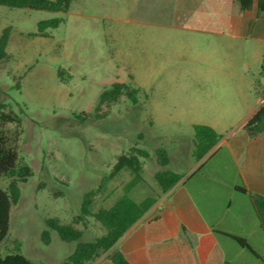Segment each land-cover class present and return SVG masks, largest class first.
I'll return each mask as SVG.
<instances>
[{
	"label": "rangeland",
	"instance_id": "rangeland-1",
	"mask_svg": "<svg viewBox=\"0 0 264 264\" xmlns=\"http://www.w3.org/2000/svg\"><path fill=\"white\" fill-rule=\"evenodd\" d=\"M201 0H72L66 11L0 4V35L10 27L7 51L0 60L2 111L17 121L0 120L11 145L19 152L18 167L31 175L20 182L21 197L12 206L9 232L0 254L23 244L34 264H54L77 246L55 230L45 244L46 219L72 222L81 214L85 192L99 188L91 211L110 207L134 173L125 167L102 183L116 157L137 145L149 151L143 158V179L130 191L140 202L162 192L154 173L162 168L156 149L170 155L169 167L185 173L195 163L194 125L213 123L225 132L243 114L229 96H203L206 89H231L236 81L201 78L199 33L183 27L185 10H197ZM203 2V0H202ZM61 18L57 27L38 32L42 19ZM64 70V80L58 70ZM124 81L137 90V101L122 95L110 107L95 112L102 90ZM9 175L0 176L6 189ZM201 186L200 200H227L207 168L188 180ZM60 191L62 194H60ZM80 240L102 235L105 228L91 215L75 223ZM264 258V245L255 243ZM258 263V262H257Z\"/></svg>",
	"mask_w": 264,
	"mask_h": 264
},
{
	"label": "crops",
	"instance_id": "crops-1",
	"mask_svg": "<svg viewBox=\"0 0 264 264\" xmlns=\"http://www.w3.org/2000/svg\"><path fill=\"white\" fill-rule=\"evenodd\" d=\"M184 15L182 28L192 34L188 38L199 33V57L189 59L201 65L200 77L225 75L223 79L236 81L231 89H206L202 95L234 97L243 114L225 132L205 123L221 135L218 142L187 172H180V180L110 249L86 264H119L118 255L127 264H264L255 246L264 245V227L250 195L264 196V131L251 136L243 128L264 104V10L257 0L249 8H242L240 0H201L197 10ZM204 168L225 193L224 202L198 200L201 186L187 184ZM231 235L245 238L258 256ZM17 247L32 260L23 244Z\"/></svg>",
	"mask_w": 264,
	"mask_h": 264
},
{
	"label": "trees",
	"instance_id": "trees-1",
	"mask_svg": "<svg viewBox=\"0 0 264 264\" xmlns=\"http://www.w3.org/2000/svg\"><path fill=\"white\" fill-rule=\"evenodd\" d=\"M72 0H0V4L10 7H29L33 9H46L51 11H66L70 7ZM254 0H240L242 8L252 6ZM257 5L264 10V0H257ZM61 18L54 17L42 19L38 22V32H43L47 28L57 27ZM10 27H5L0 35V60L9 57L7 45L9 42ZM64 70L59 69L58 74L64 80ZM137 90L124 81H115L110 87L101 91L96 102L95 112L98 117H105L109 111L99 113L102 106L110 107L122 95H126L132 102L137 101ZM4 103L0 102V120L3 122L17 121V117L11 113L2 111ZM243 128L249 135L255 136L264 131V104L245 122ZM220 134L212 126L199 123L194 125L193 150L192 155L196 161L202 159L207 152L218 142ZM157 160L162 166L154 173V178L161 188V192L168 191L176 182L180 180L182 174L168 166L170 155L168 150L158 148L155 151ZM149 151L137 145L132 146L128 151L122 152L116 157L111 171L104 174L102 183L107 182L114 177L121 169L127 167L131 169L134 176L129 180L124 193L108 208L101 207L97 211H91L95 196L99 188L91 189L84 193L81 204V214L72 222H62L58 217H49L46 219L48 228L42 232V240L48 244L51 240V230H55L66 241H77L76 248L68 254L62 261L56 264H86L102 251L110 249L118 239L133 225L155 202L156 198L147 196L140 202H136L131 196V189L142 179L141 169L143 167V158L149 157ZM19 152L17 148L10 144L9 137L0 131V176L9 175L10 181L8 187H0V246L6 238L11 220L12 206L16 204L21 197L20 182L26 181L31 175V169L28 165H18ZM241 192L247 193L245 188L238 187ZM60 194L62 192L60 191ZM258 216L264 227V196L256 193H250ZM93 216L104 228L105 232L91 240H80L83 230L78 228L75 223L83 221L84 216ZM219 232V231H216ZM242 247L247 248L252 254L258 256L245 238L233 236ZM20 246V243L17 245ZM20 247L14 252H8L5 255L0 254V264H34V262L24 255ZM116 261L119 264H127L118 255Z\"/></svg>",
	"mask_w": 264,
	"mask_h": 264
}]
</instances>
